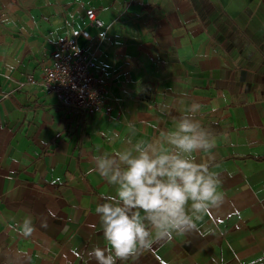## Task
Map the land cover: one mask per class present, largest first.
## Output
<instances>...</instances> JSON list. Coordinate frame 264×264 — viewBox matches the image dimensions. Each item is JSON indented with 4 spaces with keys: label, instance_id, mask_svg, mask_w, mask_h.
Instances as JSON below:
<instances>
[{
    "label": "crops",
    "instance_id": "obj_1",
    "mask_svg": "<svg viewBox=\"0 0 264 264\" xmlns=\"http://www.w3.org/2000/svg\"><path fill=\"white\" fill-rule=\"evenodd\" d=\"M87 8L103 26L78 42L111 110L77 117L39 83L20 82L40 80ZM193 102L216 141L194 158L219 176L223 202L195 230L117 264L264 256V0H0V264H96L88 253L107 245L95 207L114 191L89 174L93 158L159 140ZM25 217L29 237L18 229Z\"/></svg>",
    "mask_w": 264,
    "mask_h": 264
},
{
    "label": "clouds",
    "instance_id": "obj_2",
    "mask_svg": "<svg viewBox=\"0 0 264 264\" xmlns=\"http://www.w3.org/2000/svg\"><path fill=\"white\" fill-rule=\"evenodd\" d=\"M199 108L193 102L188 115L174 117V127L159 140H129L128 147L93 158L89 174L97 173L114 191L95 207L107 245L88 253L96 264L127 261L154 242L191 232L223 202L219 176L194 158L216 146L212 134L194 118ZM18 229L22 236H31V217ZM252 264H264V256Z\"/></svg>",
    "mask_w": 264,
    "mask_h": 264
},
{
    "label": "built area",
    "instance_id": "obj_3",
    "mask_svg": "<svg viewBox=\"0 0 264 264\" xmlns=\"http://www.w3.org/2000/svg\"><path fill=\"white\" fill-rule=\"evenodd\" d=\"M87 26L101 28L102 20L93 8L84 12L81 28L57 39L49 59L41 62L40 80L26 76L23 84H40L47 96L54 98L55 106L77 116L108 114L111 107L108 84L96 73L92 56L79 45V38H89Z\"/></svg>",
    "mask_w": 264,
    "mask_h": 264
}]
</instances>
